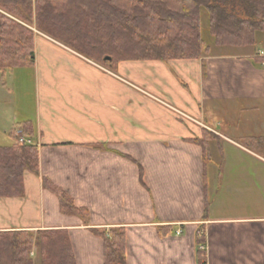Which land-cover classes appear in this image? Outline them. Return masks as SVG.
I'll return each mask as SVG.
<instances>
[{
  "label": "crops",
  "instance_id": "obj_1",
  "mask_svg": "<svg viewBox=\"0 0 264 264\" xmlns=\"http://www.w3.org/2000/svg\"><path fill=\"white\" fill-rule=\"evenodd\" d=\"M33 29L35 64L11 70L30 76L33 109L0 146L21 130L40 173L0 198V231L64 230L77 264H106L96 230L117 228L125 264H264V144L246 142L264 138V50L124 61L118 75ZM44 178L84 212H64Z\"/></svg>",
  "mask_w": 264,
  "mask_h": 264
},
{
  "label": "trees",
  "instance_id": "obj_2",
  "mask_svg": "<svg viewBox=\"0 0 264 264\" xmlns=\"http://www.w3.org/2000/svg\"><path fill=\"white\" fill-rule=\"evenodd\" d=\"M203 10L217 45H254L264 31V0H0V70L35 64L33 27L114 70L124 61L199 59L210 51ZM213 137L206 131L196 141L207 152ZM246 142L259 147L264 138ZM25 171L40 173L38 147L0 146V198L24 196ZM43 184L58 195L64 212H84L49 179ZM96 232L104 238L105 263L125 264L124 229ZM34 251L41 264H77L64 230L0 231V264H34Z\"/></svg>",
  "mask_w": 264,
  "mask_h": 264
},
{
  "label": "rangeland",
  "instance_id": "obj_3",
  "mask_svg": "<svg viewBox=\"0 0 264 264\" xmlns=\"http://www.w3.org/2000/svg\"><path fill=\"white\" fill-rule=\"evenodd\" d=\"M208 25H209L208 13L206 10H203L202 11L203 36L206 40V43L212 48L213 53H227L228 51L229 52H243V51H253L254 52L260 49L264 50V32L257 33V36H256L257 44L255 46L243 47V48L231 47V46H221V45L219 46L215 43L213 36L209 33ZM99 64L103 65L104 67L109 66L104 63H99ZM126 68H127L126 71L127 72L130 71V74L132 75V77L139 76V69H134L133 66L126 67ZM115 71L116 73H118L119 71L118 68ZM22 72L23 71L21 70H16V71L6 70L4 71V73H2L0 70V131L2 129H5L6 131L11 130L12 124L14 123L15 121L14 119L17 114L23 115L24 112L30 113L33 109V103L35 101V92L33 89V84H31L30 82V76L29 78L28 77L21 78ZM1 135L2 133L0 132V138H1ZM4 135L6 134L4 133ZM6 137L9 138L8 135H6ZM1 140L3 141V139ZM1 140H0V145L11 144V142H6V141L1 142ZM3 143H7V144H3ZM34 253L36 254V252ZM34 253H32L33 258H34V264H41V260H38L37 262L38 257L34 256Z\"/></svg>",
  "mask_w": 264,
  "mask_h": 264
},
{
  "label": "built area",
  "instance_id": "obj_4",
  "mask_svg": "<svg viewBox=\"0 0 264 264\" xmlns=\"http://www.w3.org/2000/svg\"><path fill=\"white\" fill-rule=\"evenodd\" d=\"M16 136H17V141L19 143H22V144H32V141L29 140V139H26L21 130H17ZM202 248H205V247L203 246Z\"/></svg>",
  "mask_w": 264,
  "mask_h": 264
},
{
  "label": "water",
  "instance_id": "obj_5",
  "mask_svg": "<svg viewBox=\"0 0 264 264\" xmlns=\"http://www.w3.org/2000/svg\"><path fill=\"white\" fill-rule=\"evenodd\" d=\"M104 60H109V61H111V60H112V57H111V56H105V57H104Z\"/></svg>",
  "mask_w": 264,
  "mask_h": 264
}]
</instances>
